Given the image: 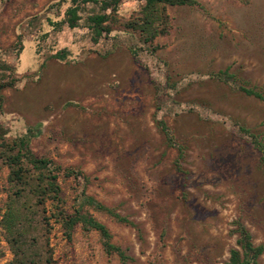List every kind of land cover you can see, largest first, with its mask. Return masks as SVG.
I'll use <instances>...</instances> for the list:
<instances>
[{"label": "rangeland", "instance_id": "1", "mask_svg": "<svg viewBox=\"0 0 264 264\" xmlns=\"http://www.w3.org/2000/svg\"><path fill=\"white\" fill-rule=\"evenodd\" d=\"M57 1L0 3V64L9 67L0 81L16 79L1 92L0 123L6 139L36 129V157L88 177L86 185L59 179L68 212L83 185L131 223L88 209L127 259L107 255L99 234L80 226L71 241L53 221L44 232L32 204L15 256L1 223L10 187L0 164V264H228L230 251H240L237 222L263 248L256 264H264V166L239 131L264 143V100L239 91L264 96V0L167 7L169 32L155 49L119 25L93 43L85 24L92 5L77 28L52 29L63 18ZM137 4L124 0L126 19ZM156 120L185 146L184 190L172 165L177 152L164 146Z\"/></svg>", "mask_w": 264, "mask_h": 264}, {"label": "trees", "instance_id": "2", "mask_svg": "<svg viewBox=\"0 0 264 264\" xmlns=\"http://www.w3.org/2000/svg\"><path fill=\"white\" fill-rule=\"evenodd\" d=\"M2 0H0L1 3ZM137 6L127 11L128 18L122 14L124 0H58L57 6L64 8L63 18L60 22L50 24L52 29H59L66 25L69 29L78 27L81 14L85 12L86 6L92 5V11L87 14L85 24L92 34V42L97 43L101 38H107L113 31L114 26H121L126 32L137 37L138 42L147 48H153L155 39L159 36H166L169 32V16L167 7H193L197 5L195 0H136ZM123 16L125 19H122ZM61 54L64 52L61 51ZM59 53L53 56L59 57ZM9 67L0 64V73L6 72ZM3 77V76H2ZM234 79V76L227 70V80ZM0 81V115H2L3 97L2 90L13 88L16 79L10 78L6 82ZM239 91L246 96H253L264 100L259 89L240 87ZM155 126L163 138L164 146L167 149H175L177 156L173 161V168L182 178L181 187H187L188 172L182 167L185 158V146L176 141L167 125L156 120ZM251 138L253 147L260 153V161L264 166V143H261L258 136L251 134L248 130L239 128ZM36 129H28L26 132L13 139H6V129L0 123V164L9 170L7 183L10 187V196L6 212L2 218V227L7 232V242L15 256L20 251L19 239L24 236V225L31 219L29 205L37 209L38 223L44 232L50 229V222L60 225L63 235L71 241L72 234L77 226L81 227L84 233L95 231L99 234L103 251L111 256L117 255L121 260H126L124 252L111 242V234L106 226L98 222L88 209H94L106 213L119 223L131 225L125 218L119 216L113 209L107 208L93 198L87 196L83 185L89 180L82 172L74 168H62L52 160L45 157H36L30 150L31 137L37 134ZM59 179L82 182V187L77 193L72 205L71 212L65 208L62 198V191ZM131 179V178H130ZM50 201L51 210H46V203ZM49 215L46 216V214ZM238 235L236 245L240 251H230L228 264H256V259L262 254V247L252 245V237L244 225L236 223ZM15 248V249H14ZM20 263L19 261L17 262Z\"/></svg>", "mask_w": 264, "mask_h": 264}]
</instances>
